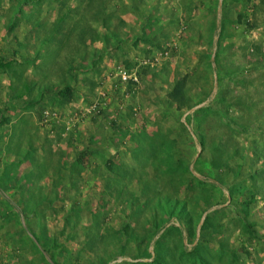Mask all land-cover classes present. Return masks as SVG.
Returning a JSON list of instances; mask_svg holds the SVG:
<instances>
[{
	"label": "rangeland",
	"instance_id": "rangeland-1",
	"mask_svg": "<svg viewBox=\"0 0 264 264\" xmlns=\"http://www.w3.org/2000/svg\"><path fill=\"white\" fill-rule=\"evenodd\" d=\"M42 249L264 264V0H0V264Z\"/></svg>",
	"mask_w": 264,
	"mask_h": 264
},
{
	"label": "trees",
	"instance_id": "trees-1",
	"mask_svg": "<svg viewBox=\"0 0 264 264\" xmlns=\"http://www.w3.org/2000/svg\"><path fill=\"white\" fill-rule=\"evenodd\" d=\"M67 89H70V87L67 88ZM16 209H17V208H16ZM17 211H18L19 214L21 215V209L18 208ZM166 226H167V223L164 222V223L162 224L161 227H158V228H157V230H156V232L154 233V235L151 236L150 244H152V243L155 242V238H156L158 235H160V234L166 229ZM23 229L25 230L26 233L31 234L30 231H29L25 226H23ZM122 230H123V234H124V235H126V236H130V235H132V234L130 233V232H131L130 227L128 228L126 225H123ZM31 235H32V234H31ZM32 236H33V238H34L35 243H36V244H39V239H38V237H37L36 235H32ZM42 253H43V257H44L45 261L47 262V264H59L58 261H57V259H56L53 255H51L50 252H49L47 249H42Z\"/></svg>",
	"mask_w": 264,
	"mask_h": 264
},
{
	"label": "built area",
	"instance_id": "built-area-1",
	"mask_svg": "<svg viewBox=\"0 0 264 264\" xmlns=\"http://www.w3.org/2000/svg\"><path fill=\"white\" fill-rule=\"evenodd\" d=\"M123 79H124V80H126V79H127V75H126V73H125V72L123 73Z\"/></svg>",
	"mask_w": 264,
	"mask_h": 264
}]
</instances>
